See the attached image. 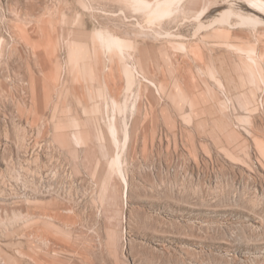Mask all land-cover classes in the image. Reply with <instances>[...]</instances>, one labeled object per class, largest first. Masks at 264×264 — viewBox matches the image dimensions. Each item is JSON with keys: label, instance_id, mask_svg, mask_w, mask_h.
<instances>
[{"label": "rangeland", "instance_id": "374dc122", "mask_svg": "<svg viewBox=\"0 0 264 264\" xmlns=\"http://www.w3.org/2000/svg\"><path fill=\"white\" fill-rule=\"evenodd\" d=\"M0 264H264V0H0Z\"/></svg>", "mask_w": 264, "mask_h": 264}]
</instances>
